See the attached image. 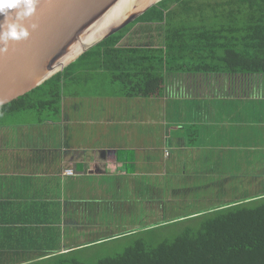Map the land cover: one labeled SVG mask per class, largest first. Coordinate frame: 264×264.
Wrapping results in <instances>:
<instances>
[{
	"label": "crops",
	"instance_id": "1",
	"mask_svg": "<svg viewBox=\"0 0 264 264\" xmlns=\"http://www.w3.org/2000/svg\"><path fill=\"white\" fill-rule=\"evenodd\" d=\"M205 4L213 26L199 28L244 45L249 27L219 25L220 12L237 6ZM153 29L155 45L143 34ZM162 34L135 27L122 46L161 48ZM77 75L65 86L59 121L0 127V264H45L110 239L101 225L113 207L105 195L112 180L133 188L143 178L181 176V167L214 181L264 176V73L165 72L147 98L121 97L103 71ZM70 169L74 176L65 175Z\"/></svg>",
	"mask_w": 264,
	"mask_h": 264
},
{
	"label": "trees",
	"instance_id": "2",
	"mask_svg": "<svg viewBox=\"0 0 264 264\" xmlns=\"http://www.w3.org/2000/svg\"><path fill=\"white\" fill-rule=\"evenodd\" d=\"M207 1L162 0L64 72L0 108V127L6 126V118L18 115L35 116L37 124L59 121L65 86L68 81L79 79V71H103L110 78L112 91L127 98L158 94L165 72L263 74L264 0H224L227 6L237 8L220 12L219 25L249 27L244 45L235 38L226 40L224 32L209 34L199 28L213 26L208 22L211 14L205 9ZM139 25L163 27V47L122 46ZM185 220L183 222H198L184 226L179 234L170 235L157 244L154 236L145 234L153 235L157 229L166 227H158L161 224L109 237L108 240H115L131 236L134 241L123 252L102 258L97 264H264V194ZM79 252L81 250L47 260L53 259L56 263L59 260L62 264L67 257ZM69 264L85 263L73 259Z\"/></svg>",
	"mask_w": 264,
	"mask_h": 264
},
{
	"label": "rangeland",
	"instance_id": "3",
	"mask_svg": "<svg viewBox=\"0 0 264 264\" xmlns=\"http://www.w3.org/2000/svg\"><path fill=\"white\" fill-rule=\"evenodd\" d=\"M137 27L154 26L139 25ZM143 34L151 36L154 45L161 40L160 32L156 29H153L152 32L148 30V32ZM138 115L139 112L135 116ZM35 120V116L29 115H18L6 118V130L10 132L12 129L17 128L16 125H30ZM12 135L11 133L9 136ZM180 169L183 175L158 177L157 182L154 184H149L148 178L147 184H145V179L143 178L142 185H136L133 188L117 185V182L113 180L107 184V191L109 193L105 195L109 200L112 197L113 207L108 205V212L110 214L108 217L104 215L105 219L103 223L106 222L101 227L106 229H104L105 232L102 235L117 236L136 230L139 232L138 230H142L143 228L161 224L158 227H166L157 229L153 235L152 233L145 234V236H154L156 238L155 240H157L155 244H157V242H161L170 235L179 234L184 226L198 222V220L183 222L186 221L185 219L226 205L234 197L242 198L264 193L263 175H227L225 179L223 177L224 175H222V178L219 177L217 181H214V177L212 176L189 175L190 170H184L182 167ZM180 169H178V174L181 172ZM235 172L237 173L236 170ZM172 174L174 173L172 172ZM150 180L152 181V179ZM89 207L88 211H93L92 214H94L96 204L90 203ZM77 241L79 242V239ZM133 241V237L131 236H122L115 240H107L93 247L83 249L73 256L67 257L65 259L66 261L62 262V264L72 263L73 259L85 264H97L102 258L123 252ZM45 264L61 263L59 260L56 263L52 259L45 262Z\"/></svg>",
	"mask_w": 264,
	"mask_h": 264
},
{
	"label": "water",
	"instance_id": "4",
	"mask_svg": "<svg viewBox=\"0 0 264 264\" xmlns=\"http://www.w3.org/2000/svg\"><path fill=\"white\" fill-rule=\"evenodd\" d=\"M114 1L40 0L36 15L25 22L38 24V30L28 40L11 43L7 54L0 55V108L64 72L162 0L144 7L135 4L126 18L112 24L108 17ZM3 19L0 16V22Z\"/></svg>",
	"mask_w": 264,
	"mask_h": 264
},
{
	"label": "clouds",
	"instance_id": "5",
	"mask_svg": "<svg viewBox=\"0 0 264 264\" xmlns=\"http://www.w3.org/2000/svg\"><path fill=\"white\" fill-rule=\"evenodd\" d=\"M40 0H0V55L7 54L13 42L28 40L39 25H26L37 13Z\"/></svg>",
	"mask_w": 264,
	"mask_h": 264
},
{
	"label": "bare ground",
	"instance_id": "6",
	"mask_svg": "<svg viewBox=\"0 0 264 264\" xmlns=\"http://www.w3.org/2000/svg\"><path fill=\"white\" fill-rule=\"evenodd\" d=\"M152 0H115L113 2L114 6L110 11L111 17H108L109 21H112L111 23H117L122 18H126L128 14L133 11V8L136 6H146L145 4L151 2ZM103 5L101 2L99 3V6ZM136 4V6H134ZM134 6V7H133Z\"/></svg>",
	"mask_w": 264,
	"mask_h": 264
},
{
	"label": "built area",
	"instance_id": "7",
	"mask_svg": "<svg viewBox=\"0 0 264 264\" xmlns=\"http://www.w3.org/2000/svg\"><path fill=\"white\" fill-rule=\"evenodd\" d=\"M74 174H75L74 171L71 170V169L65 171V175H68V176H74Z\"/></svg>",
	"mask_w": 264,
	"mask_h": 264
}]
</instances>
